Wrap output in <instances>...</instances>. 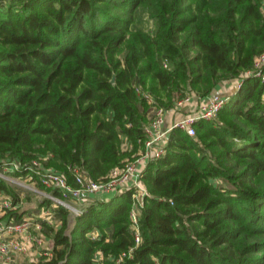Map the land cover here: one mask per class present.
Returning a JSON list of instances; mask_svg holds the SVG:
<instances>
[{"label": "trees", "instance_id": "obj_1", "mask_svg": "<svg viewBox=\"0 0 264 264\" xmlns=\"http://www.w3.org/2000/svg\"><path fill=\"white\" fill-rule=\"evenodd\" d=\"M263 52L261 0H0V160L106 180L143 149L150 104L137 87L150 80L168 108L237 81ZM263 90L245 77L195 136L169 133L140 174L136 247L130 189L89 203L69 235L56 207L60 225L43 228L52 256L15 264H94L96 251L115 264L132 247L124 264H264ZM0 193L22 200L1 179Z\"/></svg>", "mask_w": 264, "mask_h": 264}, {"label": "built area", "instance_id": "obj_2", "mask_svg": "<svg viewBox=\"0 0 264 264\" xmlns=\"http://www.w3.org/2000/svg\"><path fill=\"white\" fill-rule=\"evenodd\" d=\"M264 10V0H261ZM166 67L167 65L164 64ZM256 77L264 85V52L259 54L250 70L245 71L241 78L235 81V88L239 89L245 77ZM136 92L146 98L152 111L151 118L145 126V141L139 156L133 161L126 162L122 167H115L106 180H92L86 177L78 167H71L73 184L60 173L43 166L40 160L21 162L15 159L0 160V179L16 182L25 189L32 191L40 199L37 213L24 214L19 219L16 214L21 213V202H14L9 195L0 193V264H15L17 257L29 261L45 257L49 259L52 242L43 232L45 225H60L54 210L61 206L69 211L70 220L82 214L89 203L99 194L122 193L132 189V207L130 218L136 247L140 243L137 224L138 208L143 205L147 190L140 174L146 163L158 159L165 153L169 133L173 129H180L189 136H195V124L200 120L211 121L217 118L219 111L228 100L220 89L208 95L196 96L193 92H185L177 97L170 108L156 105L154 99L140 87ZM264 101V90L262 94ZM121 169V173L119 171ZM48 201V205H41ZM75 222V221H74ZM68 230V228H67ZM69 235V233L66 231ZM91 239L99 236L98 231L89 232ZM122 252L115 260V264H124V258L130 257L133 248ZM94 264L102 263V254L96 251L93 256Z\"/></svg>", "mask_w": 264, "mask_h": 264}, {"label": "rangeland", "instance_id": "obj_3", "mask_svg": "<svg viewBox=\"0 0 264 264\" xmlns=\"http://www.w3.org/2000/svg\"><path fill=\"white\" fill-rule=\"evenodd\" d=\"M145 26L147 27L146 28L147 30H150L153 25H152V22H147V23H145ZM150 84H151V81L150 80H147L146 81V84L143 86L145 92L147 91V89H148V87H149ZM235 85H236L235 82H230V81H227V80L222 81V82L219 83L218 88H220V91H222V93L224 95H227L228 96V100L227 101H229L231 98L234 99L235 98V95L239 91V89H236L235 88L236 87ZM141 90H143L142 87H141ZM162 94H164V93H162ZM162 94L160 93V97L163 100H165L164 95H162ZM151 97L154 99L153 96H151ZM154 101H155V99H154ZM155 103H156V101H155ZM156 105H158V103H156ZM168 108H170V107H168ZM148 111L149 112L146 115V117H147V123H146V125L148 124V121L150 120L151 114H152L151 108ZM119 171L121 173V169H119ZM5 183H7L8 185H10L12 187L14 186L16 188H20L21 189V191H22L21 210H23L21 212H24L26 214H30L32 212H34V213H37L38 212L37 207L39 206V203H40V199L41 198H39L38 196H36L35 193H33L32 191H29V190L25 189L24 187L18 185L16 182L5 181ZM70 219H71V217H70ZM74 220H69L68 230H67V232L69 234H71V232L73 230Z\"/></svg>", "mask_w": 264, "mask_h": 264}, {"label": "crops", "instance_id": "obj_4", "mask_svg": "<svg viewBox=\"0 0 264 264\" xmlns=\"http://www.w3.org/2000/svg\"><path fill=\"white\" fill-rule=\"evenodd\" d=\"M218 89H220V88H218ZM111 195H112V194H107V195L99 194V195L97 196L96 199H98V200H101V199H108ZM22 211H23V210H22ZM22 259H23L22 257H17V259H16V263H20Z\"/></svg>", "mask_w": 264, "mask_h": 264}, {"label": "water", "instance_id": "obj_5", "mask_svg": "<svg viewBox=\"0 0 264 264\" xmlns=\"http://www.w3.org/2000/svg\"><path fill=\"white\" fill-rule=\"evenodd\" d=\"M112 81H113V79H112Z\"/></svg>", "mask_w": 264, "mask_h": 264}]
</instances>
